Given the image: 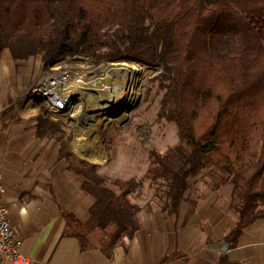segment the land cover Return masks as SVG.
Instances as JSON below:
<instances>
[{
  "label": "trees",
  "instance_id": "1",
  "mask_svg": "<svg viewBox=\"0 0 264 264\" xmlns=\"http://www.w3.org/2000/svg\"><path fill=\"white\" fill-rule=\"evenodd\" d=\"M5 49L14 59L41 55L46 67L83 57L162 68L159 116L177 124L179 142L164 154L150 152L140 180L111 181L85 161L69 165L96 200L80 239L109 228L114 236L107 249L131 239L140 207L130 195L148 180L167 183L169 205L160 211L175 217L189 179L210 167L230 168L231 178L222 182L233 186L237 216L223 239L229 249L264 220V0H0V54ZM253 120L260 154L243 151L235 161L223 156L222 143L246 139ZM72 156L61 148V158ZM217 264L240 263L221 255Z\"/></svg>",
  "mask_w": 264,
  "mask_h": 264
},
{
  "label": "crops",
  "instance_id": "2",
  "mask_svg": "<svg viewBox=\"0 0 264 264\" xmlns=\"http://www.w3.org/2000/svg\"><path fill=\"white\" fill-rule=\"evenodd\" d=\"M41 65L40 58L14 59L9 49L0 54V173L12 228L32 264H217L221 255L232 263L264 264V220L222 252L237 221L232 185H208L194 207L182 201L175 217L132 199L140 211L131 239L107 249L114 228L80 239L96 200L60 157L57 129L67 125H57L41 103L25 97L44 75Z\"/></svg>",
  "mask_w": 264,
  "mask_h": 264
},
{
  "label": "rangeland",
  "instance_id": "3",
  "mask_svg": "<svg viewBox=\"0 0 264 264\" xmlns=\"http://www.w3.org/2000/svg\"><path fill=\"white\" fill-rule=\"evenodd\" d=\"M32 57L41 59L43 76L60 77L64 72H70V85L76 81V78L90 82L102 76L107 68L116 64L121 65L119 63H127V65L135 67L132 99L120 108L109 113L94 110L91 101L98 100L104 95H102L103 92H92L93 94L88 95V99L80 96L72 99L75 102L69 105L67 121L61 122L57 119L59 125L60 123L67 125L66 131L57 129L56 136L61 141V148L66 145L73 154L67 159V163L73 168L81 167L79 161H85L90 165L97 166V173L108 177L111 181L140 180L149 168L150 152L164 154L167 150L177 146L179 142L177 124L159 116L162 99L166 93V89L163 88L164 85L159 79L162 73L161 67L123 61L97 62L83 57L55 61L46 67L41 55ZM95 104L102 105L103 103L97 101ZM43 108L47 112L44 106ZM73 110L79 111L78 116L81 117L97 114L102 116L84 120L83 123L80 118L74 116ZM252 124L254 131L246 139L234 144L230 141L222 143L220 150L223 156L235 161L243 151L260 154L262 140L258 122L253 120ZM200 175L197 176V179H195L196 177L189 179V188L184 201L191 202L192 207L196 204L197 199L208 190V185L222 186L223 180L231 178L229 167L206 168ZM226 185H230V183ZM116 190L118 191V188ZM130 199L131 201L134 199L140 207L146 209H166V206L169 205L167 183L163 180L145 181L141 188L130 195Z\"/></svg>",
  "mask_w": 264,
  "mask_h": 264
},
{
  "label": "built area",
  "instance_id": "4",
  "mask_svg": "<svg viewBox=\"0 0 264 264\" xmlns=\"http://www.w3.org/2000/svg\"><path fill=\"white\" fill-rule=\"evenodd\" d=\"M70 74V72H64L60 77L43 76L33 89L27 91L25 97L40 100L49 115L67 121L69 105L75 102L68 92L71 82ZM6 194L0 173V264H32V260L21 252L22 241L16 238L12 228L9 210L5 205Z\"/></svg>",
  "mask_w": 264,
  "mask_h": 264
},
{
  "label": "bare ground",
  "instance_id": "5",
  "mask_svg": "<svg viewBox=\"0 0 264 264\" xmlns=\"http://www.w3.org/2000/svg\"><path fill=\"white\" fill-rule=\"evenodd\" d=\"M119 64L121 65L109 64L114 66L107 68L102 76H99L90 82H86L81 78H76V81L73 84L69 85V88L67 87L68 92L70 94V98L73 99L76 96H80L84 99H88V95H90V93L92 92H103V97H100L98 100L91 101L94 110H101L102 112L109 113L113 110H116L117 108H120L127 101L132 99L134 85L133 76L135 72V67L127 65V63ZM97 101L102 102L103 104H95L97 103ZM73 111L75 114L74 116L80 118L83 123L84 120L87 121V119L89 120L93 117L102 116L101 114H97L95 116L92 115L90 117H81L78 116L79 111Z\"/></svg>",
  "mask_w": 264,
  "mask_h": 264
},
{
  "label": "water",
  "instance_id": "6",
  "mask_svg": "<svg viewBox=\"0 0 264 264\" xmlns=\"http://www.w3.org/2000/svg\"><path fill=\"white\" fill-rule=\"evenodd\" d=\"M227 251H228V247L225 246V247L222 249V252H223V253H226Z\"/></svg>",
  "mask_w": 264,
  "mask_h": 264
}]
</instances>
